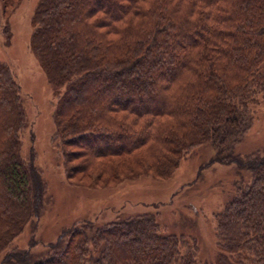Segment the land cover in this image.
Instances as JSON below:
<instances>
[{
  "label": "trees",
  "instance_id": "1",
  "mask_svg": "<svg viewBox=\"0 0 264 264\" xmlns=\"http://www.w3.org/2000/svg\"><path fill=\"white\" fill-rule=\"evenodd\" d=\"M1 1L7 15L21 0ZM33 24L30 48L57 95L53 141L68 177L138 159L161 180L148 186L161 196L163 181L173 184L206 146L215 154L192 181L166 201L137 203L170 204L214 163L234 165L239 177L215 214L214 263L199 260L196 240L164 231L157 213L99 225V213L87 212L56 219L57 234L38 237L52 201L40 168L21 154L24 97L0 59L1 264H264V153L236 151L264 94V0H39ZM4 33L9 39L8 23ZM133 194L110 190L101 208L120 210ZM27 226L28 247L14 245Z\"/></svg>",
  "mask_w": 264,
  "mask_h": 264
},
{
  "label": "rangeland",
  "instance_id": "2",
  "mask_svg": "<svg viewBox=\"0 0 264 264\" xmlns=\"http://www.w3.org/2000/svg\"><path fill=\"white\" fill-rule=\"evenodd\" d=\"M38 2L39 0H21L13 8H9L6 15L0 0V59L11 67L21 85L29 122L28 128L21 134V154L25 159L33 158L40 168L53 207L52 213L41 218L37 236L53 237L57 234L58 219L60 223L70 222L74 218L80 220L87 212L99 213V225L136 214L157 213L164 231L184 234L190 242L196 240L199 260L214 263L220 251L215 214L222 211L235 190L234 184L239 174L234 165L214 163L205 167L199 178L194 183L185 185L170 204L153 206L136 201L168 200L170 193L181 184L193 180L200 162L210 160L215 154L212 147L206 146L194 158L182 164L180 170L183 169V172L178 171L179 177H182H177L173 184L172 181H163L167 183L165 187L157 186L163 192L161 196H155L148 188L154 187L150 185L152 181L161 180L154 178V172L140 164L138 159L127 162V159L114 158L93 165V169L86 173L75 172L71 178L68 177L70 167L53 141V108L57 95L47 87L43 69L30 48L34 30L33 16ZM7 23L10 28L9 39L4 33ZM252 108L255 114L253 125L236 147V151L243 155L256 151L264 153V94ZM107 166L111 167L107 169ZM120 188L122 194L130 191L132 194H139H133L136 199L132 200L135 201H128L120 210L101 208L108 192ZM144 189L147 191H143ZM114 204L119 205L116 202ZM100 208L103 210L100 211ZM31 235L32 229L27 226L15 239L14 245L28 247ZM43 248V245H39L36 250ZM4 254L5 251L0 253V264Z\"/></svg>",
  "mask_w": 264,
  "mask_h": 264
}]
</instances>
